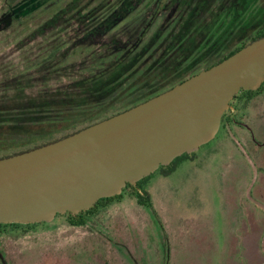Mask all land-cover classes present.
I'll return each instance as SVG.
<instances>
[{
  "label": "rangeland",
  "instance_id": "374dc122",
  "mask_svg": "<svg viewBox=\"0 0 264 264\" xmlns=\"http://www.w3.org/2000/svg\"><path fill=\"white\" fill-rule=\"evenodd\" d=\"M60 1L0 0V78L41 77L48 89L70 83L59 81L58 73L32 75L40 40H6L7 34L16 31L19 19L28 16L30 22L36 23ZM116 1L120 0H82L80 8L95 22ZM121 1L135 3L131 16L126 17L125 30L130 32L129 39L132 30L143 35L142 47L155 33L170 31L186 19L200 0H166L152 19L144 1ZM235 1L205 0L204 7L193 16L198 25L204 22V30L213 21L221 20L226 30L215 41L217 46L226 44L232 31L250 28L264 15V6L258 5L257 0ZM17 6L26 11L24 16L11 14ZM138 12L145 19H134ZM233 13L240 18L234 29L229 18L226 20ZM73 15L66 18L68 26L75 22ZM145 26L147 30L142 34ZM16 37L22 35L17 33ZM118 37L121 49L126 39L123 30ZM99 48L102 52L98 53L102 54L110 50L105 39ZM115 49L113 53L117 54ZM87 62L85 73H94L93 60ZM76 72L74 67L66 73L76 77ZM135 80L132 77L126 81L115 94L126 88L127 94L136 89L142 91L146 84ZM26 86L25 94L40 90L35 82ZM15 94L14 89L0 81V98L7 102L2 105L4 108L11 105L9 101ZM230 105L228 123L223 122L210 141L174 161L167 175L162 174L165 167L157 168L139 182L137 192L146 197L149 208L135 204L134 190L128 188L116 201L97 208L91 220L82 226L68 224L62 214L47 224H34L31 229L3 228L0 264H264V82L249 104H238L236 98ZM257 237L260 242L256 246ZM235 242L238 253L231 251Z\"/></svg>",
  "mask_w": 264,
  "mask_h": 264
},
{
  "label": "trees",
  "instance_id": "16d2710c",
  "mask_svg": "<svg viewBox=\"0 0 264 264\" xmlns=\"http://www.w3.org/2000/svg\"><path fill=\"white\" fill-rule=\"evenodd\" d=\"M142 1L147 8H150L152 19L161 10L165 0H135L138 3ZM81 2L82 0H61L58 6H53L51 11L36 23L30 22L28 16L19 19L15 23L16 31L6 35V40H13L14 43L27 38L29 41L40 40L36 49V69L30 71L32 75H37L39 72L58 73L59 81L70 83L63 88L48 89L44 86L45 79L41 77L0 78L1 82L6 83L16 93L7 108L2 106L7 103L4 102L5 99L0 98V158L56 141L121 113L170 89L199 71L217 64L264 34L263 15L250 28H245L241 32L239 29L232 31L226 44L217 46L215 41L219 34L226 30L221 20L219 23L213 21L204 30L196 24L193 14L189 13L186 19L181 20L170 31L155 33L140 47L143 35H136L132 30L133 35L129 39V31L125 30L128 27L126 17L131 16L135 3L128 5L125 1H116L115 6L110 7L112 9L104 13L101 19L92 22L86 17V10L80 8ZM260 4L264 5V0H260ZM136 14L134 19L146 17L142 12ZM70 15H73L75 22L68 26L66 18ZM228 18L229 25L233 29L240 22L239 16L235 13L232 18L227 16L226 20ZM143 28L141 33L145 34L147 26ZM120 30L124 31L126 37L120 46L121 49L118 46L120 44L118 40H121L118 37ZM17 33L22 37L17 38ZM104 39L110 49L107 54L98 53L102 52V48L99 47L102 46ZM114 48L117 54L113 53ZM82 54L86 56L80 58L78 62L75 56L80 57ZM99 55L102 57L96 58ZM88 60H93L92 63L96 67L94 73H85ZM74 67L77 68L78 76L68 77L67 70ZM25 73L27 71L22 74ZM132 77H136V82L146 84L144 89L142 91L136 89L127 94L128 88H126L124 92L115 94L117 88ZM29 82H35L40 90L37 93L25 94ZM24 83L26 85H23ZM262 85L263 83L254 91L239 90L232 100L238 98V104H249ZM230 104L226 113L223 112L220 117V126L223 122L228 123L226 114L231 109ZM235 109L237 111V108ZM184 156L182 154L168 165L158 168L165 167L162 174L167 175L173 168L169 166ZM141 180L134 187L125 185L118 195L99 199L87 211L76 215L65 213L68 224L84 225L91 220L97 208L116 201L128 188L134 190L132 198L138 206L149 208V201L141 195V192H137ZM33 225H0V234L3 228L11 227L21 231L34 228Z\"/></svg>",
  "mask_w": 264,
  "mask_h": 264
},
{
  "label": "water",
  "instance_id": "95a60500",
  "mask_svg": "<svg viewBox=\"0 0 264 264\" xmlns=\"http://www.w3.org/2000/svg\"><path fill=\"white\" fill-rule=\"evenodd\" d=\"M22 6L11 14L24 16ZM264 81V34L217 64L121 113L0 158V225L87 211L210 141L239 90Z\"/></svg>",
  "mask_w": 264,
  "mask_h": 264
},
{
  "label": "flooded vegetation",
  "instance_id": "af4514ba",
  "mask_svg": "<svg viewBox=\"0 0 264 264\" xmlns=\"http://www.w3.org/2000/svg\"><path fill=\"white\" fill-rule=\"evenodd\" d=\"M166 1V0H165ZM164 1V2H165ZM239 1H241V0H237V1H235V2H239ZM164 2H163V4H164ZM257 2H258V5H260V6H262V4H260V0H257ZM204 3H205V0H200L199 1V3H196L195 4V7H193V11H191L190 13H192L193 14V16L196 14V12L198 11V10H200V8H203L204 7ZM163 4H162V6H163ZM162 6H161V9H162ZM264 6V5H263ZM237 7V6H236ZM152 8H154V5L152 6ZM236 9H238V8H236ZM9 10V9H8ZM152 13V12H151ZM226 14H228V13H226ZM197 25H198V23H196ZM203 24H204V22L202 23V24H199L198 26H201L202 28H203ZM264 82V81H263ZM262 82V83H263ZM233 100H231L230 102H232ZM229 110H231V109H229ZM219 127H220V125H219ZM218 127V128H219ZM136 185V184H135ZM132 187H134V186H132ZM136 204V203H135Z\"/></svg>",
  "mask_w": 264,
  "mask_h": 264
},
{
  "label": "crops",
  "instance_id": "0c3cea01",
  "mask_svg": "<svg viewBox=\"0 0 264 264\" xmlns=\"http://www.w3.org/2000/svg\"><path fill=\"white\" fill-rule=\"evenodd\" d=\"M258 220H259V219H258ZM237 241H238V240H237ZM258 242H260V241H259V237H257L256 246H257V243H258ZM234 244H235V247H234L235 249H232L231 251H233L234 253H238L239 251H238V249H237V248H238V247H237V242H235ZM237 251H238V252H237Z\"/></svg>",
  "mask_w": 264,
  "mask_h": 264
}]
</instances>
